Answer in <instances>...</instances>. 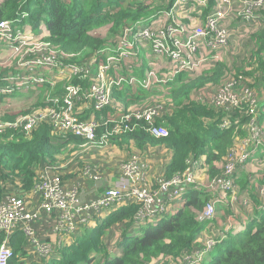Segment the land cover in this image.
Listing matches in <instances>:
<instances>
[{
	"label": "trees",
	"instance_id": "obj_1",
	"mask_svg": "<svg viewBox=\"0 0 264 264\" xmlns=\"http://www.w3.org/2000/svg\"><path fill=\"white\" fill-rule=\"evenodd\" d=\"M173 2L2 0L0 24L3 20H11L22 27V32L32 27L38 32L40 25L45 24L47 33L39 35L32 31L38 44H47L48 52L64 66L81 65L100 50L115 44L127 26L155 19L165 10L169 11ZM217 6L218 0H208L206 5L193 12V6L188 4L184 21L192 24L196 17L204 24ZM24 13L28 16L23 17ZM253 13L258 25L246 29L248 35L242 43L243 47L238 45L232 50L229 41L222 56L193 73L183 69L171 80L147 87L144 76L151 70L147 65L133 64L119 70L127 78L113 86L112 97L122 104L121 109L110 105L97 110L94 103L86 98L91 81L79 73L56 82L38 84L30 90L28 97L20 99L14 98L16 92H0V119L15 120L36 109L52 107V99H61L67 93L68 85H78L83 89L82 99L76 104L79 115L86 118L95 114L101 123H107L98 128L97 138L104 137L109 145L127 153L128 158L137 155L142 160L144 154L156 147L170 152V162L158 173V178L167 180L177 174L182 175L189 162L206 155L207 179L231 178L236 180L237 190L238 185L245 183L242 188L246 187L243 191L246 190L249 202L244 204L246 207L252 205L253 215L246 220L249 224L246 232L235 236L229 234L208 251L210 259L201 264H264V172H256L257 166L264 161V95L260 89L261 84L264 86V3L256 6ZM240 20L235 17L230 25L241 28ZM103 29L105 32L101 31ZM29 43L4 45L6 50L0 53V82L6 72L15 70L14 65L21 59L24 50L28 49L29 56L36 54L30 50L34 43ZM38 44L34 45V49ZM15 47L22 51H15ZM155 69L160 70L159 66ZM116 71L113 67L109 70L110 73ZM132 76L142 79L133 83L129 79ZM226 79L235 80L238 88L243 85L250 87L260 103L253 108V114L249 113V103L228 108L201 101L202 95L211 93ZM150 105L161 106L156 124L168 129L166 136L151 134L145 118H134L129 123L124 121L126 113L132 109ZM226 120L230 122L228 125ZM252 125L257 126L259 131L257 138L253 137L255 131ZM87 143L86 138L60 134L49 123L37 125L32 130L7 128L0 133V201L13 188L17 191L32 189L38 180V172L45 166L68 160L74 155L82 157L81 152L85 151ZM243 147L248 153L247 161L239 157ZM233 163L240 168L228 174V165ZM249 164L254 166L252 171L246 167ZM146 170L149 167H144ZM247 171L251 177L248 175L242 180ZM157 177L154 175L153 179ZM188 189L187 200L176 208L173 216L160 219L156 224H139L135 218L140 206L138 203L116 207L95 229H85L74 244L62 248L60 259H53L47 264H171L172 261H181L185 255L204 246L199 234L209 220H202L201 216L212 199L206 188L197 190L189 186ZM15 237L13 248L16 254L22 255L25 253L24 238L20 233ZM2 238L0 234V244ZM113 243H117L116 248ZM11 264L26 263L15 258Z\"/></svg>",
	"mask_w": 264,
	"mask_h": 264
},
{
	"label": "built area",
	"instance_id": "obj_2",
	"mask_svg": "<svg viewBox=\"0 0 264 264\" xmlns=\"http://www.w3.org/2000/svg\"><path fill=\"white\" fill-rule=\"evenodd\" d=\"M207 2L208 0H174L169 11L165 10L155 19L127 26L115 44L100 50L81 65L64 66L55 55L48 52L47 44H38L32 31L25 28L26 32H22L21 26L11 20H3L0 24V40L9 46L17 42L23 45L34 43L30 50L36 54L29 56L28 49L23 51L21 59L14 65L15 70L6 72L5 78L0 82V92H21L24 97L38 84L56 82L65 76L82 73L91 81L86 98L94 103L97 110L106 109L110 105L121 109L122 104L115 102L112 97L113 86L127 78L119 70L133 64L147 65L151 70L144 78L146 86L151 87L171 80L183 69L193 73L198 68H204L223 55L232 34L246 31L248 25L258 23L253 13L254 8L263 4L264 0H239V4L237 0H218L217 8L210 12L204 24L196 17L192 24L184 21L188 4L196 12ZM26 16L28 14L24 13L23 17ZM235 17L241 19V28L230 25ZM35 44L38 45L34 49ZM14 49L22 51L21 48ZM156 66L160 70L155 69ZM112 67L117 70L115 73L109 72ZM129 79L134 83L142 78L132 76ZM234 81L224 80L211 93L202 95L201 101L228 108L242 107L244 103H249V113L253 114V108L260 104L258 98L254 97L249 86L238 88L239 85H235ZM82 90L78 85H68L67 93L61 99H52V107L36 109L15 120L0 119V133L9 127L32 130L37 125L49 123L62 135L73 134L88 139V142L97 139L107 143L104 137L97 138L98 128L107 123H101L95 114L86 118L79 115L76 104L82 99ZM160 110V105L142 109L136 107L126 113L124 121L129 123L134 118H145L151 134L166 136L168 129L156 124ZM229 123L226 120V125ZM256 129L257 126L252 125L254 138L259 134ZM245 151L244 149V154H248ZM206 159V155H202L189 162L182 175L177 174L167 180L157 177L155 183L151 182L152 179L144 171L146 165L141 163L137 155L133 156L123 166L127 178L118 186L107 188L89 200L82 199L79 183L65 182L61 163L45 166L38 172V180L32 189L8 193L0 201V234L3 236L0 264H11L15 258H20L26 264H47L53 259H60L62 248L74 244L85 228H89L100 216L107 217L120 203H138L140 206L135 218L139 224H156L166 217L170 204L177 196L187 194L185 186L207 189V185L198 181L199 176L208 168ZM84 167L85 175L94 171L90 166ZM238 168V164H230L227 173L231 174ZM226 180L228 186L237 191L236 180L231 178L209 180V184L213 185L210 190L220 187L221 182ZM214 216V207L209 205L201 219L212 221ZM18 233L22 234L25 241V253L22 255L16 254L13 248ZM207 245L198 248L206 251V255L211 249ZM206 255L187 254L181 261H172L171 264H201Z\"/></svg>",
	"mask_w": 264,
	"mask_h": 264
},
{
	"label": "rangeland",
	"instance_id": "obj_3",
	"mask_svg": "<svg viewBox=\"0 0 264 264\" xmlns=\"http://www.w3.org/2000/svg\"><path fill=\"white\" fill-rule=\"evenodd\" d=\"M143 1H146V0H143ZM149 1H151V0H149ZM256 22H258V21H256ZM250 25H248V26H250ZM27 30L36 32L34 27L28 28ZM47 31H48L47 26L45 24H42L39 27V31L36 33H38L40 35L43 33H47ZM101 31L105 32V29H103ZM230 40H233L235 43H237L240 48L243 47V44H241V43L244 42V39L239 38V39L235 40L234 36L231 35ZM4 45H5V42L3 40H0V48L4 47ZM244 50L246 51L247 49L244 47ZM260 86L262 88H260V87L259 88L261 89V91L263 92V95H264V86H263V84H261ZM21 94H23V93L16 92L14 98L17 99V97ZM23 96L26 97L28 95H23ZM8 100H10V99H8ZM244 149H245V147L242 148V151L240 152V157L242 159H244L245 161H247L246 157L248 156V154H244ZM113 150H114V147H111L109 144L104 143L102 140L95 139V140L89 141L87 143V148L85 149V151H82V155H86V156L88 155L91 158H87V159H91V160L93 159L97 163H100V165L99 166H97V165L95 166L93 164L90 165L91 162H88V163L86 162L87 167L90 166L91 169L94 171H91L90 173L85 175L84 174L85 169H81L78 166L73 168V164H72V162H70L71 164L67 168L68 173H70V177L77 178L79 175L84 174L88 178L87 184L92 182L93 185H95V186L99 185V188L102 187L103 189L118 186L119 183H121L122 181H124L127 178V175L124 172L123 166L128 161L125 160L127 158L121 152H118V151L115 152ZM105 155H110L109 159L104 158ZM158 156L162 157L163 155H158ZM200 160L202 161V159H200ZM256 161H257V157H256ZM263 163H264V161L262 162V166L264 167ZM58 165H60V164H58ZM145 165L148 166L149 164H145ZM116 167H117V170H119L120 174L116 178H113L111 175L116 174L114 171V170H116ZM241 167H244V165H242ZM246 167H248L249 170H251V171L254 169V166H252L251 164L247 165ZM156 170L159 171L161 169L158 167L152 168L151 165H149V170H146V173L147 174L149 173L148 175L150 177H152L151 175L153 173H155ZM256 172H258V169L256 170ZM152 181H154L156 183L155 179H152L151 182ZM198 181H199V183L207 185L206 187H207V191H208V196H210V198H213V200H211L209 202L208 207H209V205H212L214 207L215 216L213 217L212 221H208L207 227L204 228L199 234L203 238L202 244L207 245V243H209L207 245V248H211L210 250H212L219 243H221L224 238H227L229 236V234H231V236H235L236 234H238L242 231L246 232L249 229L248 228L249 224L243 223V225L242 224L240 225V223L238 221H236V222L234 221V223H236L237 226H235L236 228H232V229H231V227H228L230 225L228 222L220 223L219 225H216L213 222V220L215 221L218 218L219 214H220V217H222V218H229V217L233 216V212H232L233 207L231 205L235 206L234 201H233L235 199V194H234L235 190H233L232 187L228 186V180L222 181L221 186L217 187L215 190H210L213 187V185L209 184L210 181L207 179V174L205 171H203V173L199 176ZM79 185H82V184H79ZM82 186H85V185L83 184ZM88 186H87V188H84V189L80 188V190H79L81 195H82L81 197L83 200H88L87 197H89L93 194V192H91L90 190L96 188L93 186H89V187ZM199 186H201V184H199ZM197 190H199V189H197ZM188 191H189V189H188ZM16 192H17V190L15 188H13L10 193H16ZM94 192H97V189H95ZM186 195L177 196L175 198V201L170 204V206H172L174 208L171 216H173L174 211L176 210L177 204L187 200ZM177 202H179V203H177ZM175 203H177V204L175 205ZM121 204L122 203H120L118 205V207L122 206V205H127V204H122V205ZM128 204H130V203H128ZM208 210H209V208H208ZM234 212L238 213V209L234 208ZM235 218L240 219L239 215H237L236 217H234L232 219L234 220ZM246 218L247 217L242 216V219L245 220ZM219 239H222V240L219 241ZM116 244L117 243H113L112 246L114 248H116ZM190 254H195V255L200 254V255L205 256L206 251H201V249H196L195 252H192ZM209 259H210V254L207 253L206 257L204 258V260L201 263H204L205 261L207 262Z\"/></svg>",
	"mask_w": 264,
	"mask_h": 264
},
{
	"label": "crops",
	"instance_id": "obj_4",
	"mask_svg": "<svg viewBox=\"0 0 264 264\" xmlns=\"http://www.w3.org/2000/svg\"><path fill=\"white\" fill-rule=\"evenodd\" d=\"M2 0H0V2H1ZM237 1H239V0H237ZM256 25H258L257 23H252L247 29H249L250 27L252 28L253 26H256ZM233 36H234V38H235V40H237V39H239V38H241V39H246V37H247V35H248V33H247V35H246V33H245V31H241L240 33L238 32V33H236V34H232ZM246 35V36H245ZM231 43H232V50L235 48V47H238V44L237 43H235L233 40H231ZM242 44V43H241ZM4 50H6L5 49V46L4 47H2V48H0V53H2ZM22 97V95H19L18 97H17V99H20ZM26 97H28V96H26ZM23 98V97H22ZM111 147H114V150L113 151H115V152H121L123 155H125V157L127 158V159H125V160H128L129 158H128V154L127 153H125V152H122L118 147H115L114 145H110ZM82 153V152H81ZM145 156H143V158H142V160H141V163L142 164H149V165H151V167L153 168H155V167H158V168H160L161 170H159V171H157L156 170V174L155 173H153L151 176L152 177H150L151 179H153V177H154V175H155V177H157L158 176V173L159 172H162L164 169H165V166L170 162V156H171V154H170V152H168V150L167 149H164V148H159V147H156V148H151L150 149V151L148 152V153H146V154H144ZM158 155H163L162 157H159ZM82 157H76L75 155L72 157V158H70V159H68V160H65V161H58V163H61V171H62V173L64 174V176H63V178H64V180H65V182L66 183H71V184H76V183H79V184H84L85 186H82V185H80V188H82V189H84V188H87V186L89 185V186H93V187H96L95 189H97V192H94V190L95 189H92V190H90L91 192H93V194L91 195V196H89V197H87V199L89 200V199H91V198H93V197H95V196H97V195H99V194H101L102 192H104V190H105V188L103 189L102 187L101 188H99V185H93V183L91 182V183H89V184H87V180H88V178L84 175V174H81V175H79L77 178H72V177H70V173H68V170H67V168H68V166L71 164L70 162H72V164H73V168H75L76 166H78V167H80L81 169H84L85 167V165H86V162L88 163V162H91L90 163V165L91 164H93V165H97V166H99L100 165V163H97L95 160H91V159H87V158H91V157H89L88 155L86 156V155H81ZM109 157H110V155H105V157L104 158H107V159H109ZM146 159V160H145ZM264 160V159H263ZM65 162H68V164L66 165L65 164ZM84 163H85V165H84ZM264 164V163H263ZM149 165L147 166V167H149ZM257 167H259L258 168V172L257 173H259V172H264V167L261 165L260 166V164L257 166ZM106 171V170H105ZM115 171V173L116 174H113V175H111L113 178H116L120 173H119V170H117V167H116V170H114ZM39 172H41V171H39ZM249 173V171H247V175L246 176H244L243 178H242V180H244V179H246V177L249 175L250 177H251V175L250 174H248ZM253 175H255V174H253ZM252 178L253 179H255V176H252ZM252 178H250V179H252ZM241 180V181H242ZM250 181V180H249ZM258 182V181H257ZM249 183V182H248ZM244 184L245 183H242V186L244 187ZM248 185V184H247ZM88 186V187H89ZM242 186L241 185H238V190H237V193L235 194V199L233 200L234 201V204H235V206L234 205H231L233 208H232V212H233V216H231V217H229V218H222V217H220V214H219V216H218V218H217V220H215L214 222L216 223V225H219L220 223H226V222H228L231 226V228H236L235 226H237V224L236 223H234V221L236 222V221H238L239 223H240V225L242 224L243 225V223H247L248 221H246V220H248L249 219V215L251 216V215H253V207L251 208V206L252 205H250L249 207H246L245 205L249 202L248 201V199H246V197H247V195L245 194V192H246V190L245 191H243L245 188H242ZM185 188H188L187 186H185ZM247 190H248V187H247ZM242 191H243V193H242ZM239 193V194H238ZM180 202V201H179ZM179 202H177V203H179ZM177 203H175V205L177 204ZM182 203V202H181ZM181 203H179V204H177V206H176V208H178L179 206H180V204ZM244 203H246V204H244ZM256 204V203H255ZM221 208V207H220ZM234 208H237L238 209V213H235L234 212ZM173 207L172 206H170L169 208H168V210H167V213H166V217H169V216H171L172 215V211H173ZM222 209V208H221ZM222 211V210H221ZM237 215H239V218L240 219H232V218H234V217H236ZM242 216H245V217H247L245 220L244 219H242ZM106 217H104V216H100L99 218H97V220L95 221V222H93V224L89 227V228H85V229H87V230H93V229H95L104 219H105ZM241 220V221H240ZM227 223V224H228ZM226 224V225H227ZM225 226V225H224ZM223 228V227H222ZM84 229V230H85ZM84 230L82 231V233L80 234V236L83 234V232H84ZM80 236H78V238L80 237ZM201 238H202V236H201ZM203 239V238H202Z\"/></svg>",
	"mask_w": 264,
	"mask_h": 264
},
{
	"label": "clouds",
	"instance_id": "obj_5",
	"mask_svg": "<svg viewBox=\"0 0 264 264\" xmlns=\"http://www.w3.org/2000/svg\"><path fill=\"white\" fill-rule=\"evenodd\" d=\"M165 218V217H164Z\"/></svg>",
	"mask_w": 264,
	"mask_h": 264
}]
</instances>
